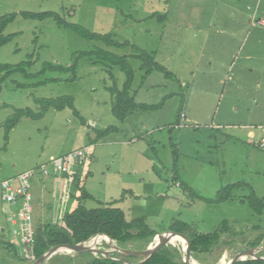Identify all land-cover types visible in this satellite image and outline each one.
Wrapping results in <instances>:
<instances>
[{"label":"rangeland","instance_id":"1","mask_svg":"<svg viewBox=\"0 0 264 264\" xmlns=\"http://www.w3.org/2000/svg\"><path fill=\"white\" fill-rule=\"evenodd\" d=\"M196 1L202 0H181L180 8L176 9L179 0H0V17L21 12H55L66 23L77 25L91 34L109 36L120 44L129 42L138 50L144 51V48L151 53L152 46L167 35V30L171 31L177 25L183 27V21H175L172 26L164 22L168 8L175 17L179 13L202 16L210 6ZM11 34H17V37L0 47V64L30 62L31 66L25 70L34 76L13 73L1 85L0 183L41 166L51 172V157L62 158L90 147L91 160L79 165L88 174L81 184L93 197L83 202L87 209L116 202L112 207L121 209L127 222L143 219L146 227L157 235L169 232L178 223L185 225L184 233L189 236L212 233L222 221L227 220V233L221 235L210 253L191 254L193 263L219 264L226 254L224 264H227L249 248H254L257 256L264 258L263 240L257 247L250 246L259 237L264 239V212L256 215L247 201L251 190L257 198L264 200V150L257 146L261 138L264 139V132L257 130L254 144L253 140L251 144H245L219 131H214L213 138H210L199 125L187 124L190 129H184L186 123L179 118V111L183 109L182 100L186 92L179 83L173 87L175 96H170L176 98L174 108L170 97L161 98L163 88H159L161 92L149 94V99L161 104L162 110L153 117L141 115L140 120L145 125L154 122L158 126L142 130L136 122L140 114L137 111L126 121H118L111 113L112 96L106 87H110L113 81L109 79L106 68L103 64L93 66L88 57L79 55L101 49L116 56H129L133 54L131 48L116 49L100 40L84 39L68 27L57 25L53 19L37 21L18 16L3 31V35ZM46 64L64 68L74 64L75 68L69 72L39 73ZM128 64L134 72L131 89L134 93L142 82L143 71L140 61L129 58ZM110 66L116 86L121 89L126 75L119 66ZM49 79L55 80L31 87L36 82ZM62 96L72 98V109H50L38 120L23 117L9 132L5 142L1 124L15 110L38 112L37 99ZM88 122L94 123V128L88 127ZM111 126L117 127L118 131L106 138L97 137L99 131ZM131 137H135L136 142L127 144ZM193 139L198 141L195 148L188 145ZM113 172L117 173L118 183L124 188L122 191L115 189L114 182L110 180ZM235 183L240 185L229 192L230 199L220 203L209 202L215 200L223 188ZM46 184L49 188H46L43 206L39 208L44 210V214L52 207L53 214L57 211L59 215L63 210V198L73 185L66 182L57 184L54 194L53 181L48 180ZM30 191L35 197L40 195L35 184ZM194 193L202 199L195 198ZM48 212L50 215V210ZM4 214L6 207L0 201V264H31L18 260L16 248L14 254L7 247V243L11 244L10 227ZM55 221V218L51 220L52 223ZM143 242L133 240L121 247L114 244L124 250L141 251ZM153 244L154 239L148 246ZM94 246L109 257L127 263H135L138 259L115 251L101 240ZM166 246L183 255L174 238L169 239ZM65 256L72 257V254L57 253L44 264H86L100 255L86 252L73 257L72 261Z\"/></svg>","mask_w":264,"mask_h":264},{"label":"crops","instance_id":"2","mask_svg":"<svg viewBox=\"0 0 264 264\" xmlns=\"http://www.w3.org/2000/svg\"><path fill=\"white\" fill-rule=\"evenodd\" d=\"M180 1L176 9L180 8ZM196 3L209 5L210 9L202 16L179 13L175 17L167 7L168 17L164 22L172 26L175 21H183V27L177 25L173 30H167V35L152 46L151 53L156 62L168 70L173 79L153 72L131 95L137 104L157 105L149 99V94L158 93L159 88H163L161 98L175 96L173 87L179 83L186 92L182 100L183 109L179 111V118L180 113L184 114V118H180L186 123L184 129H190L187 124L199 125L210 138H213L214 131H219L239 143L251 144L253 140L254 144L256 131L264 132V28L259 25L264 21V0H202ZM169 100L174 108L176 98L170 97ZM159 110L162 109L139 112L136 122L142 130L158 125L154 122H149V126L143 124L141 115L153 117L159 115ZM87 125L95 126L92 122ZM134 142L135 137H131L127 144ZM197 144L198 141L193 139L188 145L195 148ZM78 166L70 174L62 175L61 182L72 185L68 177L76 174ZM48 180L53 181L56 194L59 183L54 175L47 179L37 177L30 186L31 190L35 184L40 193L35 197L31 192L35 229L45 224L54 225L51 222L54 218L59 223L62 214L58 215L56 211L54 215L52 207H49L50 215L49 210H45L48 212L45 216L44 210L39 208L43 206V196L49 188ZM110 180L114 182L115 189H124L118 183L117 173L113 172ZM47 194L50 196L48 190ZM0 201L4 204L2 198ZM46 220L48 223H44Z\"/></svg>","mask_w":264,"mask_h":264},{"label":"trees","instance_id":"3","mask_svg":"<svg viewBox=\"0 0 264 264\" xmlns=\"http://www.w3.org/2000/svg\"><path fill=\"white\" fill-rule=\"evenodd\" d=\"M22 17L23 19L42 21L46 19H53L57 25L62 27H68L75 34L88 40H100L105 45L109 47H115L116 49L131 48L133 54L129 56H116L111 53H107L104 50L98 49L93 52L81 53L79 57H88L91 64L95 66L96 64H103L106 68L107 75L109 79L113 81L110 87H106L107 91L112 96L111 103V113L118 121H126V119L135 111H153L160 108L161 104L157 105H143L137 104L134 97L131 95L132 83L134 79V72L130 65L128 64V59L132 58L141 62L140 69L143 71L142 80L153 72L162 73L166 78L173 79V75L166 70L163 66L155 62V56L153 53H147L145 51H140L133 47L129 42L117 43L113 41L109 36H99L91 34L77 25H71L66 23L59 14L55 12H42V13H32V12H21L19 14L12 13L0 17V47L6 45L8 42L12 41L17 34L3 35V31L8 24L13 22L16 17ZM77 58V57H76ZM112 65L119 66V69L125 73L126 80L122 85L121 89L117 88L115 79L112 73ZM30 62H24L17 65L0 64V92L2 90V83L13 73H20L24 77H32L34 75L28 74L25 68L30 67ZM75 68L73 64L71 67L64 68L62 66L46 64L43 66L39 73L45 72H69ZM38 73V75H40ZM72 79V78H70ZM55 79H49L44 81L36 82L32 84L31 87L35 88L39 85L46 84ZM21 87V86H19ZM36 104L38 105L39 111L34 112L29 109H17L5 122L1 124L4 128V140H8L9 132L15 128L19 123L20 119L23 117L30 118L32 120L41 119L44 114L50 110H62L64 108H73L72 98L69 96H62L58 98H47V99H37ZM182 113H180L181 115ZM181 118V117H180ZM182 119V118H181ZM116 127H108L103 131H99L97 137L99 139L108 136L109 134L117 132ZM175 156V152L173 151ZM88 176L87 173L78 166V171L75 175L68 178L72 180L71 190L64 196V205L62 214L60 217V224H45L35 229L34 244H33V254L36 259L42 256L51 247L59 245H75L82 242H86L92 236L95 235H105L113 240L118 246L125 245L133 240L144 241L142 245V250H144L148 244L157 236V233L150 231L143 219L132 220L127 222L125 219L124 212L119 208L112 207L116 202H111L108 205L97 208V209H87L83 206V202L86 200H92L93 197L86 192L84 186L81 184L83 179L85 180ZM240 184H232L225 187L219 192L218 197L215 200H209V202L220 203L225 200L230 199L231 191L237 189ZM227 194V195H226ZM195 198H200L194 193ZM248 205L254 211L256 215H261L264 212V200L256 197L253 190L251 194L247 197ZM71 202V203H70ZM69 209H67V205ZM228 221L224 220L221 222L217 230L212 233L207 234H192V236L184 233L186 229L185 225L177 224L176 227L172 228L170 231L175 233L185 235L189 241L190 255L194 254H208L211 252L213 246L219 243L221 235L227 233L229 226ZM104 236V237H105ZM182 242L184 240L181 238ZM262 237H259L256 241L250 244L251 247H257L261 244ZM2 242H0V245ZM7 247L12 249L15 254V246L11 243L6 244ZM185 246V245H184ZM184 249L182 246H180ZM17 256V254H16ZM69 261L73 260V257L65 256ZM18 260L27 262L18 257ZM20 264V263H19ZM86 264H186L183 261V255L179 253L178 250L170 246H163L156 253L151 255L147 260L140 262L137 259L135 263H127L122 260H115L114 258H104L101 256L93 257ZM234 264H264V260H245L239 261Z\"/></svg>","mask_w":264,"mask_h":264},{"label":"built area","instance_id":"4","mask_svg":"<svg viewBox=\"0 0 264 264\" xmlns=\"http://www.w3.org/2000/svg\"><path fill=\"white\" fill-rule=\"evenodd\" d=\"M264 28V21L259 23ZM180 117L183 119L184 114ZM93 126V125H91ZM264 150V140L257 145ZM91 157V149L89 147L73 151L62 158H51V172L45 166H41L35 170H28L17 174L13 178L0 183L2 200L6 207V221L10 227L11 243L18 250V257L34 262L36 260L33 254V244L35 236V227L33 225V205L30 186L36 175H40L42 179L56 176L59 184H61V176L70 174L71 170L84 163ZM57 221V220H56ZM54 222V225L59 223Z\"/></svg>","mask_w":264,"mask_h":264},{"label":"water","instance_id":"5","mask_svg":"<svg viewBox=\"0 0 264 264\" xmlns=\"http://www.w3.org/2000/svg\"><path fill=\"white\" fill-rule=\"evenodd\" d=\"M95 236H105V235H95ZM95 236H92L89 240H87L86 242H82L79 244H75V245H59V246H54L51 247L49 250H47L42 256H40L38 259H36L34 262H32L31 264H44L45 261H47L48 259H50L53 255H56L57 253H63L60 252L61 250H67L69 251V253L72 254V257H75L77 255H80L82 253H86V252H90L92 254L96 255H100L101 257L104 258H111L109 257L106 253L97 250L95 248V246L93 245H88V242L94 238ZM174 236H178L180 238H182L184 240V249H182V254H183V261L186 264H194L193 263V259L190 255V250H189V241L188 239L181 234L175 233V232H164L160 235L155 236L154 239V244L153 245H149L147 246L144 250L141 251H129V250H124L120 247L117 246H113L112 248L117 251L122 253L125 256H131V257H135L140 259V262H143L145 260H147L151 255H153L154 253H156L158 250H160L163 246H166L167 243H169V239L171 237ZM110 242H114L113 240H111L109 237L105 236ZM115 243V242H114ZM257 252H255L254 248H249L246 251L241 252L240 254L236 255L234 258H232L231 260H229L227 262V264H234L236 262L239 261H245V260H255V259H260V260H264L263 257L257 256L256 254ZM117 260V259H115Z\"/></svg>","mask_w":264,"mask_h":264},{"label":"bare ground","instance_id":"6","mask_svg":"<svg viewBox=\"0 0 264 264\" xmlns=\"http://www.w3.org/2000/svg\"><path fill=\"white\" fill-rule=\"evenodd\" d=\"M173 238H174V240L177 242V245H178V246H182V247L184 248V243L182 242V240H181L180 237H178V236H174V237H172V238H170V239L173 240ZM154 239H155V238H154ZM99 240L105 242V243L108 244L110 247L115 246L114 242H110V241H109L106 237H104V236H95L94 238H92V239L88 242V245H93V246H94V245H96V244L99 242ZM156 240H157V239H155V242H156ZM172 243H173V242L171 241V244H172ZM60 252H63V253H69V251H67V250H61ZM225 261H226V254H224V255L222 256V258H221L219 264H224ZM194 264H195V263H194Z\"/></svg>","mask_w":264,"mask_h":264}]
</instances>
